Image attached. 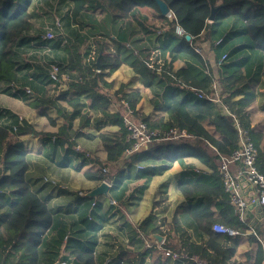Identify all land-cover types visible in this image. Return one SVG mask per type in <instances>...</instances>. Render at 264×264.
Listing matches in <instances>:
<instances>
[{"label": "trees", "instance_id": "16d2710c", "mask_svg": "<svg viewBox=\"0 0 264 264\" xmlns=\"http://www.w3.org/2000/svg\"><path fill=\"white\" fill-rule=\"evenodd\" d=\"M32 1L0 0V83L14 86L21 84L25 87L31 85L33 88L38 82L39 88H46V90L42 98H37L31 103L33 107L65 102V106H58V113L65 119L55 135L59 139V144H73L71 142L73 121L77 115L81 116L80 111L86 107L79 96L81 91H84L90 99L87 103L89 111L99 112L103 119H108L119 127L118 134L106 132L98 135L107 155L106 167L118 165L125 159H128L129 163L148 161V159L166 160L172 163L185 155L198 158L213 171L212 177L215 183L212 185L203 181L182 182L178 189L187 198H202L198 208H190L187 212L196 222L197 228L206 232L209 238L200 245L193 244L186 229L179 227L176 230L179 236H174L172 240L180 241V245L168 242L167 245L170 248L165 246V249H170L177 254L178 258L168 257L163 264H171L173 259L175 263L180 264L185 260L193 259L194 256L205 261L206 264H228L227 260L235 253L238 240L215 233L212 224L223 223L239 232H245L249 225L245 221H238L239 213L236 216L235 209L229 205V193L224 189L223 179L217 168L221 156H230L238 147V125L246 129L250 127L245 110L254 98L244 95L235 99L236 94L241 92L242 88H248L255 80L260 81L264 77V60L259 77H249L243 67L248 58L236 59L237 53L243 49L252 53L264 52V0H163L171 11L167 15L162 13L157 0H66L72 6L67 17L68 21H71L69 23L76 25L78 31L88 33L85 38H92L96 46V55L89 63L83 62L85 53L71 37L47 39L45 40L47 42L40 40L37 43L40 48L46 47H42L44 43H51L50 49L54 48L55 51L58 49L66 56L63 59L58 55L55 60L48 61V66L44 65L48 69L40 74H34L30 69L28 70L30 66L27 63L24 65L19 63L22 60L19 49L32 41L31 38L26 37V33L32 28L30 21L33 14L29 7ZM215 8L214 19L211 21L209 18ZM147 11L153 12L154 19L165 23L169 29L160 36L156 35L157 28H150L145 23V20L149 19ZM234 17L244 22L241 34L245 42L239 44L231 41L227 44V39H219L220 41L214 40L210 44L211 52L218 62L221 56L225 55L226 58L222 64H219L223 71L217 86H214V78L210 75L197 79L185 68L179 69L175 77L163 72L166 73L163 75L171 84L184 85L195 91L204 101L197 98L179 99L171 90L169 91L170 87H167L165 95L170 101L159 103L153 100V104L156 110L166 112L168 117L162 116L152 120L150 116H141L153 129L162 131L177 128L179 131L185 130L189 136L181 137L179 140L154 141L143 153L125 154L126 150L132 147L133 141L128 136L123 121L124 110L121 109L117 113L109 110L110 104L117 102L118 93H110L109 90L113 84L108 82L106 77L119 69L123 63H127L144 80L146 87H152L159 74L155 66H152L147 59L149 40L151 41L150 49L154 43H161V51L171 48V54L185 53L207 64L208 60L203 51L197 52L195 46L199 45L198 42H201L202 38H204L203 41L213 40L216 32H220L217 27L224 20ZM178 27L190 36V40H187L183 34L176 36ZM222 29L223 26L219 34H222ZM149 37L151 39H148ZM64 40H66L65 44H63ZM108 41L112 42L113 46H110ZM175 41L178 43L175 44ZM223 49L229 52L223 54ZM56 60L66 63L62 64ZM50 62L55 63L50 65ZM52 65H57L59 68L57 79L51 77ZM228 67L235 70L228 71ZM53 87H57L59 91H54ZM71 90L80 93L70 97ZM217 90L219 94L217 100L213 102L211 100ZM124 99L136 110L139 101L137 93L124 94L118 102L122 103ZM220 104L228 106L230 113L223 114ZM5 116L6 113L0 110V264H41L44 254L52 256L51 253L48 254L43 250V246H49L50 241L48 242L46 238L52 229H59L63 233L55 254L67 264H99L96 250L93 249L94 241L83 242L74 236L76 231L74 233L65 231L67 223L74 226L79 221L60 220L57 214L65 212L68 215L70 211L73 215L78 213L85 228L92 225L89 229L96 230L99 226L94 225L93 218L100 204L90 196L75 192L78 201L86 200L87 204L81 206L78 202L74 210L63 211L59 208H51L48 198L43 197L39 194L40 191L32 187L34 180L28 176L31 157L18 138L23 133L36 135L38 132L28 121L18 118L11 124L3 120ZM205 119L212 123L217 132L221 133V139L217 140L206 130L202 123ZM250 133L255 145L259 147L261 161L264 151L259 145L264 136L263 134L254 136L251 131ZM102 168L98 172L86 173V178L95 180L99 184L112 179V175L109 172L105 173ZM260 170L264 171L262 166ZM42 182L45 185H52V182H46L43 178ZM214 198L221 200L224 208L219 220L214 217V212L209 208V201ZM256 226H264V220L258 222ZM84 229L77 230L78 234L84 233ZM137 229L138 234L150 242V246L140 252L122 249L123 257L120 259V256L115 264H153V259L160 258L159 251L152 248L150 236L160 230L154 226L151 215ZM168 240L170 241L171 237ZM253 264H264V246L261 243Z\"/></svg>", "mask_w": 264, "mask_h": 264}, {"label": "crops", "instance_id": "0c3cea01", "mask_svg": "<svg viewBox=\"0 0 264 264\" xmlns=\"http://www.w3.org/2000/svg\"><path fill=\"white\" fill-rule=\"evenodd\" d=\"M63 1L65 2L66 0ZM62 7H65V4H62V6H60V8ZM71 8L72 7H68L67 9H69L70 11ZM222 24L217 27L221 32V27L223 26L222 34H219L220 32H216L213 40L210 39L209 41H207L209 45L212 44L214 40L220 41L219 39H227V44H229L231 41H235L239 44L245 42L244 37H242L243 35L241 34L242 29L244 28V22L234 17L228 20H224ZM175 34L178 37V34L176 32ZM148 39L151 38L149 37ZM72 40L74 42L76 41V43H78L82 48L85 44L87 46H91V53L85 52L83 62H85L86 60L90 61L91 59H94L96 55V46L95 43L92 42L91 37L87 38V41L85 40L83 43L79 42L78 39L72 38ZM200 40L203 41L204 38ZM177 43L178 41H175V44ZM198 43H200V41ZM160 44L161 43L157 42L156 44L154 43L153 48L157 47V50L160 52L159 58L163 60V63H166L160 68L159 65H152L155 66L159 74L155 80V84L152 87H146L144 84V80L141 79L140 75H138L134 71V69L127 63H123V65L119 69L114 71L110 76L106 77V80L113 84V86L109 90L110 93H118L116 97L117 102H113L109 106L110 112L117 113L121 109L124 110L123 103L118 102L119 99L122 98V95L137 93L139 95V101L136 106L137 115L140 114L141 116H150L152 120L161 118L162 116L167 118V113L164 111L161 112L156 110L153 104V100H157L159 103L164 101L165 103H168L170 101L165 95L167 87H170L169 91L171 90V92L179 99L188 98L190 100L197 98L201 101H204L202 98L197 96V93L195 91L190 90L184 85L171 84L169 80L163 75L166 73L163 72L170 73L172 77H175V73H177L179 69L185 68L188 69L189 73L197 79H202V77L210 75V77L214 78V86H217L223 68H220L219 62L217 58L214 57V55L213 59L216 64L210 66L208 63H201L199 60L197 61L196 59L191 58L189 55H185V53L179 52L171 54V48L167 49L166 51H161ZM110 46L112 45L110 44ZM200 46L202 47V45H197L195 47ZM209 49L211 51L210 47ZM227 52H229V50H222L223 54ZM48 54L50 56L46 59V56ZM263 54L264 52L254 51V53H252L247 49H243L237 53L236 59L248 58L247 62L243 65L246 75L249 77H259L260 67L264 60ZM58 55L63 59L66 58L65 53H63L62 51L58 49L55 51L54 48L50 49L44 56L46 65L48 64V61H53V59L55 60V57H57ZM87 56H89L88 59H85V57ZM178 60H183L185 64H180L179 67L176 68L173 67L174 63ZM56 61L62 64L66 63L59 60ZM51 63L55 62H50V65ZM24 64L25 63H22L21 65ZM27 64L30 66V71L36 74L33 67H39L40 65L30 63V61ZM234 70L235 69H233L232 67H228V71L232 72ZM35 82L37 81L35 80ZM16 86L17 87L0 83V97H2L4 103L2 106H0V110L6 113L5 119L3 120L12 124L14 123V121L20 118L24 121H28V123L34 127L36 132L41 130L42 126L46 127L44 130L49 131L45 134H40L38 132L36 133V135L33 133H23L18 137L22 142L23 147L24 145L26 146V143L29 144L30 148L31 146L34 147V145H38L37 147L41 145V148L35 147L36 150L32 149L34 151L33 154L28 153L29 157H31V167L28 171V176L29 178L34 180L32 187L40 191L39 194H41L43 197H47L49 206L54 209L59 208L63 211L70 209L74 210L78 202L81 206L87 204L86 200L78 201L77 193L71 191L69 192L66 188H58V190H60V193H58L60 194L59 197H56L55 194L57 193L53 194L51 192L53 189V185H45L42 182L41 178V174L46 173L50 169V167H47L45 169V166L47 165V163H49L46 161V159H48L49 161L51 160V162H54L61 169L72 167L74 170L80 171L86 178V173L98 172L103 166L106 165L107 155L103 150L102 143L98 136L99 133L108 132L112 134H118L119 127L113 124L108 119H103L99 112L94 110L89 111L87 103L90 99L84 91H81L80 93L76 90H71L69 96H77L80 93V99H82V102L86 105V107H83V109L80 111L81 116L77 115L76 119L73 121L71 129V142H73V144H59V139L55 135L58 132L59 127L64 124L65 119H63L58 113V108L60 107V105L65 106V102L61 101L56 105L49 104L39 107H33L31 106V103L35 102L37 98H42V96H44L46 88H39L37 82V86L33 87V94L29 95L24 91L25 85L17 84ZM6 87H8L9 90L4 91ZM53 89L54 91H59L57 87H53ZM148 91H150L151 94H148ZM218 94L219 90H217L216 94L213 97L215 98V100L218 97ZM236 95L237 96L235 99L241 98L244 95H250V97L254 98L253 102L249 104L245 110V113L247 114V117L250 121V127L247 130L249 131V133L251 131L254 136L256 134H263L264 136V77L261 78L260 81L255 80V82L251 83L248 88H242V91L237 93ZM144 101L145 106L142 107V103ZM219 107L223 114L230 113L228 106L220 104ZM88 111L89 113H87ZM202 123L206 127V130L217 140L221 139V133L215 130V127L209 120H202ZM50 130H52V133H50ZM87 139L96 140V142L100 144L101 152L106 158L105 162H100L99 158H96L95 155H92L91 157L90 155L87 156L86 154H81L82 149L80 146L77 148L78 150H76V146L78 145L77 142H86ZM259 146H261L262 151H264V137L262 139V143H260ZM55 166L52 168V170L60 172L59 174L64 173V171L56 168ZM260 166H262L264 170V154L261 158V161L259 157V168ZM231 171H233V173H236L237 168L232 166ZM212 175L213 171L210 168L199 161L198 158L188 155H185L181 157V159L176 160L172 163L166 160L160 161L153 159H148V161L144 160L140 162L125 163V165L122 166L116 174L111 176L113 184L110 185L108 191L110 196L102 195L97 198L92 197L100 204L99 209L96 210V216L93 218L94 225L99 226L98 229H89L90 227H92V225L89 228H85L84 224L81 223V220L79 219V215H77L78 213H75V216L71 211L70 213H68V215H66L65 212H61L57 214V217L60 218V220L65 221H69V219H71V221L78 220L80 223L78 222L74 226L71 225L72 233H74L75 231L77 232L74 234V236H77L83 242L94 241L93 249L96 250L99 264H115L116 261H119L118 258L120 256V259L123 257L121 254L122 251L118 254L113 253L109 256L104 254L106 252H109V248L115 245V242L109 241L114 239L110 238L113 235L111 236L109 232L106 233L103 230L104 223L108 221L112 223L116 222L115 226L118 230V233L121 234L120 237H124L125 235L131 236V242L135 248L133 250H144L146 247L150 246V242L141 234H138L137 228L144 220H146L147 217L150 216V214L146 215L143 220L141 219L142 221H140L138 225L134 224V222L128 218V214L126 213V211L136 207L138 210V216L142 215V203L144 201L150 200L151 217L154 220V226L160 230V232L152 233V235L158 234L160 237H162L161 241L156 238L152 239V248H156L159 251L158 256L160 257L158 260L153 259V264H163L168 258L164 256V249L168 247V242L172 244L177 243L180 245V241H177L176 239L172 240L174 239V236H179L178 233H176V230L179 229V227L182 229H186L190 237V241L193 244L200 245L208 240V234L203 230L197 228L196 222L187 212L190 208H198V205H200L202 202V198H187L181 191H179L178 186L182 182L195 181H203L213 185L215 181L213 180ZM86 180L89 182V184H91L89 191L100 185L95 180H90L87 178ZM242 189L246 197H249L251 195V189L249 185H247L244 181ZM87 193L88 192H86V194ZM56 198H62L63 204H53L52 200H55ZM113 200H115L116 203H112L111 201ZM229 205L234 208L230 203V194ZM81 206L79 207L81 208ZM209 206V208L214 212V217L217 220L221 219V216L224 212L221 200H219L218 198H214L209 201ZM124 209H126V211H124ZM234 209L237 216L238 211L236 210V208ZM237 219L238 221H245L249 225V228L245 232H241L240 237L232 238L238 240V246L235 250V253L230 258H228L227 263L253 264L257 257L259 244L261 243L264 246V226H256L258 222L264 220V207L248 206L244 213V219H241L240 217H237ZM79 229H84V233L78 234L77 230ZM71 231H68L67 233H71ZM98 236H101L100 238L102 241L98 239ZM138 236L140 237L138 238ZM169 237H171L170 241L168 240ZM46 239L48 240V238ZM48 247L49 246L46 245L43 246V250L46 251ZM123 249L128 250L129 248L127 249L124 247ZM53 255L54 253L51 257H46L44 254L43 256H45V258L42 257L43 259L41 260V264H53L58 261L65 262L60 258V256H58L57 259L52 258ZM45 260H47V263H45ZM171 264L179 263H175L173 259ZM180 264H206V262L201 261L194 256L193 259L191 258V260H185Z\"/></svg>", "mask_w": 264, "mask_h": 264}, {"label": "rangeland", "instance_id": "374dc122", "mask_svg": "<svg viewBox=\"0 0 264 264\" xmlns=\"http://www.w3.org/2000/svg\"><path fill=\"white\" fill-rule=\"evenodd\" d=\"M62 4L63 5L65 4V7L60 8V6H62ZM29 7H30V11L33 14V17L30 21L32 28L28 31V33H26V37L28 39L31 38L32 41H29V43H28L29 45H27V46L24 45L25 47H23V48L21 47L19 49V51H18L19 56H22V60H20L19 63L21 65L22 63H29V61H30V63L40 65L39 67H33L34 72L37 74H40L42 71L48 69L47 67L44 66V65H46L44 56L50 50L49 45H51V43H44V45L42 46V47L46 46L44 48H40L39 46H37L38 45L37 43H39L40 40L45 41L42 38L47 34V30L53 31V33L55 34V36H54L55 39L53 38L54 40L62 39V36H64L65 38L66 37H72L73 39H78V41L81 43H83L85 40L87 41V38H85V37L88 36V33L86 31H80V30L78 31V27L76 25L70 24L71 21H68L67 17H68L69 9H67V8L68 7L70 8L72 6L67 1L64 2L63 0H33ZM146 13H147V16H149V19L145 20V23H147L150 26V28H152V27L157 28L156 29L157 32H155L156 35L160 36V34L162 35L164 33V31H167L169 29L168 25L161 22L160 20L154 19V16L152 14L153 12L147 11ZM45 42H47V41H45ZM202 42H203L202 47H196L197 52L202 50L204 55L206 56V59L208 60V64L210 66L215 65L216 63L213 59V54L209 49V47H210L209 43L207 41H202ZM65 43H66V40H64L63 44H65ZM110 44L113 46L112 42H110ZM150 44H151V41L149 40V42H148L149 50L146 51V55L148 54L147 59L149 60L151 65L156 64V65H159V68H160L161 66L165 65L166 62L163 63V60H161V58H159L160 52L157 50V47L153 48V45H152V48L150 49ZM199 45H201V42L199 43ZM81 49L83 50V53H85V52L91 53V50H92L91 46H89V45L87 46L86 44L83 45V48L81 47ZM95 54H96V50H95ZM49 56L50 55L48 54L46 56V59ZM88 57L89 56L85 57V59H88ZM85 62L89 63L88 60H86ZM180 64L184 65L185 62L183 60H178L174 63L173 67H175V68L179 67ZM54 66H57V65H54ZM29 69H30V67L28 68V70ZM50 73H51V70H50ZM14 87H16V86H14ZM7 90H9L8 87H6L4 89V91H7ZM28 90L30 91V94H33L34 89L32 88L31 85H27L26 87H24V91L27 94H29ZM148 94H151L150 91H148ZM147 101H148V99H147ZM3 104H4L3 99H2V97H0V106H2ZM144 106H145V101L142 103V107H144ZM136 117H138L139 120L143 119V117H141L140 114L136 115ZM45 128L46 127L42 126V129L39 130L38 132L40 134H45L46 132H49L47 130H44ZM50 131H51L50 133H52V130H50ZM77 144L78 145L76 146V150H78L77 148L80 146L82 149L81 154H83V155L86 154L87 156L90 155L91 157H92V155H95L96 158H99L100 162H105L106 158L103 155V153L101 152L100 144L98 142H96V140L87 139L86 142L79 141V142H77ZM37 146L34 145V147L31 146V148H30L29 144L26 143V146L24 145V148L26 149L27 153L33 154L34 153L33 150H36V148H41V145L39 147H37ZM46 161L49 163H47V165L45 166V169L47 167H50V169L46 173H42L41 178H43L44 181H46V182H52L53 189L51 192L53 194L57 193V194H55L56 197L60 196V194H58V193H60V190H58V188H60V189L66 188L69 192L70 191L71 192H77L79 194H80V192L82 194H86V192H89V188L91 187V184H89V182L86 180V178L84 177V175L80 171H76L72 167L61 169L54 162H51V160L49 161L48 159H46ZM125 163H129L128 159L121 161L118 165L107 166L109 174H111V175L116 174L120 170V168L125 165ZM74 164H76V163H74ZM54 166L56 168L64 171V173L59 174L60 172L52 170V168ZM103 167H106V165ZM110 184L112 185L113 182L110 181ZM53 198H54V196H53ZM111 199H113V198H111ZM52 202H53V204H57V203L63 204L62 198H59V199L56 198L55 200H52ZM111 202L116 203L115 200H113ZM132 203H134V202H132ZM141 208H142L141 209L142 215H139V216H138V213H137L138 210L136 207L132 208L131 210H127V211H126V209H124V211H126V213L128 214V218L130 220H132L134 222V224H138L140 221H142L145 218L146 215H149V214L151 215L150 200L144 201L142 203ZM69 221L71 222V219H69ZM115 224H116V222L112 223L109 221L104 223L103 230L106 233L109 232L111 234V236L113 235L110 238H114L113 240H109V241L115 242L114 243L115 245H113L111 248H109V250H108L109 252L104 253L105 255H108V256L113 254V253H115V254L120 253L124 247L127 249L128 248L132 249V250L135 249L134 245H132V242H131V239H132L131 236L125 235L126 237L125 236L120 237L121 234L118 233V230H117ZM71 225L72 224L67 223V225L65 226L66 232L71 231ZM62 236H63V233L59 229H52V231L49 232L47 235L48 242L49 241L50 242H49V247L46 249V252H48V254L54 253V255L52 257L54 259L58 258V256L55 254V252L57 251V249L59 247V244H60L59 241L61 240ZM100 237L101 236H98V239L100 241H102ZM139 237L140 236H138V238ZM64 241H65V239H64ZM49 250H51V251H49ZM137 250H139V249H137ZM140 251H142V249ZM42 257L45 258V256H42ZM45 263H47V260H45Z\"/></svg>", "mask_w": 264, "mask_h": 264}, {"label": "built area", "instance_id": "2783aa9c", "mask_svg": "<svg viewBox=\"0 0 264 264\" xmlns=\"http://www.w3.org/2000/svg\"><path fill=\"white\" fill-rule=\"evenodd\" d=\"M178 32L179 34H183L184 31L178 27ZM54 36L55 34L53 31L49 30L44 36V39H52ZM225 59L224 55L221 62ZM58 71V66L52 65L51 77L57 79ZM216 100L212 98L211 101L214 102ZM122 103L124 105L123 121L127 128L128 136L133 141L132 147L126 150L127 155L143 153L147 150L149 144L154 141L179 140L181 137L189 136L185 130L179 131L177 128H170L162 131L153 129L146 121L139 120L138 117H136V110L132 108L126 100ZM238 133L240 134L237 149H235L230 156H221L217 171H219L223 179L224 189L230 194L231 205L236 208L239 217L244 219V213L248 206L264 207V172L259 168V150L251 138L250 133L239 125ZM232 166L237 168L236 173L231 171ZM102 169L105 173L108 172V167H103ZM110 181L111 180L107 179L105 183L110 184ZM243 181L249 185L251 189V195L249 197H246L243 192ZM80 195L84 194L80 192ZM212 227L216 233L226 234L232 238H238L241 235V232L222 223H214ZM166 255H172L174 258H178V255L173 254L171 251H166ZM56 264L66 263L58 261Z\"/></svg>", "mask_w": 264, "mask_h": 264}, {"label": "water", "instance_id": "95a60500", "mask_svg": "<svg viewBox=\"0 0 264 264\" xmlns=\"http://www.w3.org/2000/svg\"><path fill=\"white\" fill-rule=\"evenodd\" d=\"M157 3L160 4V7H161V10H162V13L167 15L168 13H170V9H169V6L167 3H165L163 0H157ZM216 11V8L213 10L212 12V15L210 16V20L212 21L214 19V13ZM183 35L186 37L187 40H190V36L188 34H186L185 32L183 33ZM97 64L98 66L100 65V61H99V58L97 59ZM109 184L108 183H105V182H102L100 185H98L97 187H95L94 189H91L89 192H88V196L90 197H99V196H102V195H105L107 196L109 194ZM151 239H158L159 241H161L162 237H160L158 234H153L150 236Z\"/></svg>", "mask_w": 264, "mask_h": 264}, {"label": "bare ground", "instance_id": "6f19581e", "mask_svg": "<svg viewBox=\"0 0 264 264\" xmlns=\"http://www.w3.org/2000/svg\"><path fill=\"white\" fill-rule=\"evenodd\" d=\"M180 28V27H179ZM177 30H178V28H177ZM176 30V33L177 34H179V32ZM184 33V32H183ZM43 39H44V37H43ZM45 40V39H44ZM224 56V55H223ZM222 56V57H223ZM222 57H221V59H220V61H219V64H222L223 62H221V60H222ZM224 61V60H223ZM52 67V66H51ZM243 128V127H242ZM244 129H246V128H244ZM247 130V129H246ZM248 131V130H247ZM248 133H249V131H248ZM240 134V133H239ZM250 136H251V134H250ZM251 138H252V136H251ZM129 149V148H128ZM125 154H126V152H125ZM259 154H260V151H259ZM129 155H133V154H129ZM259 158V157H258ZM109 180H111V179H109ZM112 181V180H111ZM103 182H105V181H103ZM109 184V183H108ZM110 185L111 184H109V188H110ZM88 194V193H87ZM86 194V195H87ZM85 195V194H84ZM215 223H219V222H215ZM214 224V223H213ZM221 224V223H220ZM223 224V223H222ZM225 225V224H224ZM227 226V225H226ZM229 227V226H228ZM213 228V227H212ZM214 231V230H213ZM215 232V231H214ZM218 234V233H217ZM222 234V233H221ZM220 234V235H221ZM224 235H226V234H224ZM228 236V235H227ZM230 237V236H229ZM166 251H171V250H169V249H165L164 250V256H166V257H171L172 255H166ZM172 253H173V251H171ZM174 254V253H173ZM173 257V256H172Z\"/></svg>", "mask_w": 264, "mask_h": 264}]
</instances>
